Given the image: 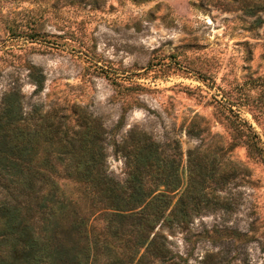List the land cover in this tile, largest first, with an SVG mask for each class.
<instances>
[{
    "label": "rangeland",
    "instance_id": "374dc122",
    "mask_svg": "<svg viewBox=\"0 0 264 264\" xmlns=\"http://www.w3.org/2000/svg\"><path fill=\"white\" fill-rule=\"evenodd\" d=\"M261 4L0 0V103L16 90L27 111H56L73 124L83 114L99 118L120 181L125 158L115 143L132 130L150 134L177 152L184 186L204 184L215 202L187 228L159 229L171 249L186 264L211 253L264 264ZM251 137L261 150H250Z\"/></svg>",
    "mask_w": 264,
    "mask_h": 264
},
{
    "label": "trees",
    "instance_id": "16d2710c",
    "mask_svg": "<svg viewBox=\"0 0 264 264\" xmlns=\"http://www.w3.org/2000/svg\"><path fill=\"white\" fill-rule=\"evenodd\" d=\"M106 133L97 117L73 124L56 111L25 110L16 90L3 95L0 264H186L159 229L187 228L215 202L204 198V184L184 186L177 152L144 131L115 143L126 166L118 180ZM197 166L203 176L205 164ZM224 260L211 253L200 264H233Z\"/></svg>",
    "mask_w": 264,
    "mask_h": 264
}]
</instances>
